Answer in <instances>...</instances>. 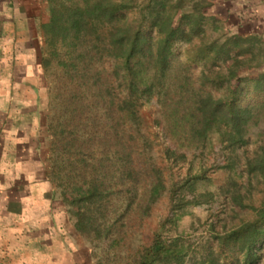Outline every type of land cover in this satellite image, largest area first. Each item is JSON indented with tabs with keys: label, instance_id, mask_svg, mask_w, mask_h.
Returning <instances> with one entry per match:
<instances>
[{
	"label": "rangeland",
	"instance_id": "1",
	"mask_svg": "<svg viewBox=\"0 0 264 264\" xmlns=\"http://www.w3.org/2000/svg\"><path fill=\"white\" fill-rule=\"evenodd\" d=\"M183 1L186 2L184 13L192 12L197 4L202 7L206 18L205 42L222 46L237 38V47L214 69L213 77H221L225 86L214 95L225 99L234 93L235 97L240 94L244 106L252 108L255 102L253 86L264 78V0ZM127 2L132 7L131 19L140 20L141 10L148 0ZM15 4L23 6L24 12H20L25 17L19 16L17 20L16 13H11V26L6 32L0 30L1 36L7 40V50L15 51L25 62L24 73L30 72L26 78L34 84L35 92L26 88L23 100H3L25 108L24 115L14 116L19 119L22 130L10 131L5 136L10 149L6 165L18 169L16 195L7 187L4 190L8 196L12 194L19 199L13 203L17 207L9 210L11 214L17 211V216L21 211L18 218L26 221L19 235L28 240L42 238L41 256L48 253L53 264H61L63 258L67 264H137L141 254L154 245L159 235L165 245L181 239L179 249L186 254L185 264H200L214 234L254 220L257 210L264 206V174L249 172L247 166L249 162L264 159V111L257 112L253 120L249 114L244 115L243 118L250 121L244 146L229 147L228 141L223 142L232 121L238 118L219 115L205 148L195 151L177 146L168 135L157 102H147L140 114L144 130L154 139V157L161 158L167 147H178V155L182 157L167 158L172 175L166 172V189L158 196L152 184L140 179L141 182L126 179L124 184L118 183L120 166L111 142L98 143L92 146L93 150L85 148L83 153L67 142L71 141L70 130L64 124L57 98L59 81L55 70L46 72L42 66L47 46L41 27L50 20L48 0H15ZM14 37L20 40L15 43ZM179 48V52H184L187 46L181 44ZM8 63V67L2 68L9 69L11 74L14 67L9 60ZM2 76L4 78V74ZM78 132L76 135L82 138L83 131ZM195 176L201 178L194 181L196 199L189 187L172 193L174 183L179 185ZM104 178L109 179L106 187L114 188L107 193H114L106 197L100 207H88L76 201L81 196L77 189L86 192L95 180L104 181ZM29 198L32 202H26L30 204L26 209L30 216L34 213L29 218L34 221L33 225H29L26 210L20 205L22 200ZM187 200L192 203L186 204ZM81 212L94 216L95 229H91L90 234L77 228ZM37 214L40 221L35 222ZM98 231L101 237L97 236ZM259 254L260 264H264V248Z\"/></svg>",
	"mask_w": 264,
	"mask_h": 264
},
{
	"label": "trees",
	"instance_id": "2",
	"mask_svg": "<svg viewBox=\"0 0 264 264\" xmlns=\"http://www.w3.org/2000/svg\"><path fill=\"white\" fill-rule=\"evenodd\" d=\"M48 3L50 20L41 27L47 46L42 66L46 72L55 70L59 81L57 98L70 130L71 141L67 142L80 153L111 142L120 166L118 183L142 180L152 184L158 196L166 189V172L172 175L167 158L180 159L179 148L204 149L219 115L238 118L232 121L223 142L228 141L229 147L247 143L244 137L250 121L243 117L249 114L253 120L257 112L264 111V78L253 86L252 108L244 106L240 94L225 99L214 95L225 87L221 77H213L214 69L237 47V38L222 46L205 42L206 18L199 4L184 13L183 0H148L140 20L134 21L127 0ZM181 44L187 46L184 52H179ZM152 100L159 105L168 135L179 147L163 149L159 159L154 157V139L144 130L140 114ZM80 130L82 138L76 135ZM247 167L249 172L264 174V159L249 162ZM200 179L195 176L174 183L172 193L189 187L196 199L194 181ZM107 182L105 178L95 180L86 192L77 189L81 196L76 201L100 207L114 193H107L114 189L106 187ZM93 220V215L81 212L77 228L90 234ZM96 233L101 237V232ZM179 243L181 239L176 238L165 245L158 235L137 264H185L186 254ZM263 248L264 206L254 220L214 234L200 264H260Z\"/></svg>",
	"mask_w": 264,
	"mask_h": 264
},
{
	"label": "crops",
	"instance_id": "3",
	"mask_svg": "<svg viewBox=\"0 0 264 264\" xmlns=\"http://www.w3.org/2000/svg\"><path fill=\"white\" fill-rule=\"evenodd\" d=\"M23 6L21 5L18 7L15 4V0H0V30L6 32L9 30L8 26H11V22L9 19L12 17L11 13H16L15 19H19V16L22 17L25 15L22 13ZM22 11V12H20ZM0 31V264H53L48 255V253L43 254L41 256V241L42 238L38 239H30L24 238L23 236L19 235V230H23L25 225V220L18 218L21 211H18V216L16 212L10 213L11 207H17L16 203L17 199L14 195H9L4 190L6 187L11 189V192L15 193V187L18 186L17 180L19 176H17L18 169L14 166L11 168L6 165V156L7 154L10 155V149L8 148V143L6 142L7 139L5 136L10 133V131H21L22 125L18 122V118H14L16 115H24L25 108L24 106L19 107L18 104L13 105V103H4L3 100L13 99V100H23L24 99V92L27 88L30 92H35L34 84H31L28 78H26V74L28 75L30 72H25L24 65L25 62L16 55L15 51L7 50V40L4 36H1ZM14 36V35H13ZM17 38V37H16ZM6 40V42H4ZM20 38L15 40L14 42H18ZM35 42V40H33ZM7 51V55H6ZM11 56V57H10ZM10 61L11 65H13L14 69L10 70L7 68ZM18 60L20 62H18ZM17 66L20 67L17 68ZM16 68V69H15ZM19 69V70H18ZM4 74V78L3 75ZM4 87V88H3ZM2 89H4L2 91ZM30 89V90H29ZM33 96V94H32ZM22 104H24L22 102ZM21 104V105H22ZM5 143V144H4ZM14 148L11 150L13 151ZM15 155L18 156V152L16 150ZM15 157V156H14ZM13 180V181H11ZM6 182V183H4ZM15 186V187H14ZM37 188H34L35 190ZM16 195V193H15ZM32 199L29 198L26 201H21V207H24L26 210L27 221L29 225L35 224L34 221H30L32 216L28 212V208L30 204H27ZM27 202V203H26ZM34 206H36L34 204ZM18 209V208H17ZM35 209V207H32ZM22 211V213L25 212ZM36 221H40V216L35 215ZM35 220V218L33 219ZM25 221V222H24ZM28 224V223H26ZM28 227V226H27ZM46 240V239H45ZM47 242V241H46ZM44 241V243L46 244ZM46 245H44L45 247ZM61 254H64V250L61 251ZM43 257V258H42ZM65 257V254H64ZM61 264H67L66 258H63Z\"/></svg>",
	"mask_w": 264,
	"mask_h": 264
}]
</instances>
